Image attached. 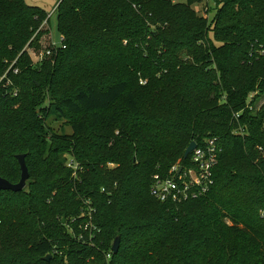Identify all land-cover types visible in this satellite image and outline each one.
I'll use <instances>...</instances> for the list:
<instances>
[{
	"label": "trees",
	"instance_id": "obj_1",
	"mask_svg": "<svg viewBox=\"0 0 264 264\" xmlns=\"http://www.w3.org/2000/svg\"><path fill=\"white\" fill-rule=\"evenodd\" d=\"M211 1L209 23L202 0H59L65 48L33 64L47 13L0 0V177L29 173L0 191V264H264V0ZM211 138L205 196H150Z\"/></svg>",
	"mask_w": 264,
	"mask_h": 264
},
{
	"label": "built area",
	"instance_id": "obj_2",
	"mask_svg": "<svg viewBox=\"0 0 264 264\" xmlns=\"http://www.w3.org/2000/svg\"><path fill=\"white\" fill-rule=\"evenodd\" d=\"M173 2H177V0H173ZM50 17L51 14L47 15L43 24H47ZM59 38L60 45L56 47L53 44L51 50H47L45 54L41 55L43 59L49 58L53 50L65 48L63 38L61 36ZM13 74L16 75L17 70H14ZM3 79H6L5 76L1 78V81ZM10 85L11 81L6 79L4 87ZM12 94L17 95V90H13ZM220 152L221 149L216 138L205 140L201 146L196 145L195 149L184 159L185 164L177 162L170 167L166 175H153L149 188L150 196L160 203L174 206L205 196L213 185V168L217 163ZM66 166L72 171L73 177L76 178L77 171L81 170L80 166L72 159H68ZM85 203L86 205L89 204L88 201ZM90 211L92 210H88V215H90ZM87 229L88 223L84 225V230Z\"/></svg>",
	"mask_w": 264,
	"mask_h": 264
},
{
	"label": "rangeland",
	"instance_id": "obj_3",
	"mask_svg": "<svg viewBox=\"0 0 264 264\" xmlns=\"http://www.w3.org/2000/svg\"><path fill=\"white\" fill-rule=\"evenodd\" d=\"M183 2L184 0H177ZM25 4L31 7H38L44 10L47 15L51 14V17L47 24H43L40 29L44 33L39 41L38 45L34 44L31 48L27 49V53L30 56L33 64L41 63L44 59L41 55L45 54L47 50L52 49L54 44L56 47L60 45V38L56 29V12L55 8L58 5L59 0H24ZM192 8L197 12L198 15H206L209 23L213 21L215 16L214 3L211 0H202L200 4L193 5ZM212 37V34L209 35ZM264 104V95L256 99L255 108L260 109ZM49 126L57 134H70L71 129L66 122L56 115H51L47 120ZM68 230V228H67Z\"/></svg>",
	"mask_w": 264,
	"mask_h": 264
},
{
	"label": "water",
	"instance_id": "obj_4",
	"mask_svg": "<svg viewBox=\"0 0 264 264\" xmlns=\"http://www.w3.org/2000/svg\"><path fill=\"white\" fill-rule=\"evenodd\" d=\"M195 147H196V143L191 142L189 146L186 148V150L184 151L183 158L186 159L187 156L195 149ZM16 158L18 161L19 169H20V179L17 183L12 184L9 181L0 177V191H11V192L17 193V192H21L26 187V183L29 179V173H28L27 166L25 164V156L18 155L16 156ZM118 249H119V238H116L113 241L111 251L113 253H117ZM50 257L51 256L48 255L44 258V260H48Z\"/></svg>",
	"mask_w": 264,
	"mask_h": 264
}]
</instances>
